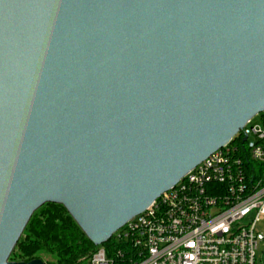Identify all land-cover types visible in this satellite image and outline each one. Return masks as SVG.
<instances>
[{
	"label": "water",
	"instance_id": "obj_1",
	"mask_svg": "<svg viewBox=\"0 0 264 264\" xmlns=\"http://www.w3.org/2000/svg\"><path fill=\"white\" fill-rule=\"evenodd\" d=\"M261 112L264 0H0V264H46L9 259L45 203L104 244Z\"/></svg>",
	"mask_w": 264,
	"mask_h": 264
},
{
	"label": "built area",
	"instance_id": "obj_2",
	"mask_svg": "<svg viewBox=\"0 0 264 264\" xmlns=\"http://www.w3.org/2000/svg\"><path fill=\"white\" fill-rule=\"evenodd\" d=\"M262 218L264 112L79 264H264Z\"/></svg>",
	"mask_w": 264,
	"mask_h": 264
},
{
	"label": "trees",
	"instance_id": "obj_3",
	"mask_svg": "<svg viewBox=\"0 0 264 264\" xmlns=\"http://www.w3.org/2000/svg\"><path fill=\"white\" fill-rule=\"evenodd\" d=\"M238 139L241 140L240 136ZM103 246L111 251L116 243L108 240ZM97 247L63 206L45 203L33 212L9 259L30 261L39 258L46 264H79Z\"/></svg>",
	"mask_w": 264,
	"mask_h": 264
},
{
	"label": "rangeland",
	"instance_id": "obj_4",
	"mask_svg": "<svg viewBox=\"0 0 264 264\" xmlns=\"http://www.w3.org/2000/svg\"><path fill=\"white\" fill-rule=\"evenodd\" d=\"M252 123L255 124V125H259L260 124V118L259 116H256L253 120H252ZM259 229L262 233H264V218H262L260 221H259ZM264 249V243H260V250L257 252L258 255H260V252L261 250ZM259 264H261L259 262Z\"/></svg>",
	"mask_w": 264,
	"mask_h": 264
}]
</instances>
